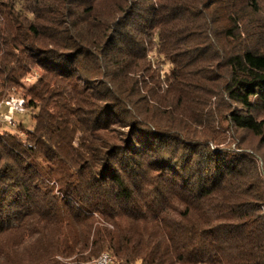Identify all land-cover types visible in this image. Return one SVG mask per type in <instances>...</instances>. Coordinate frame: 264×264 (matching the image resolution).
Wrapping results in <instances>:
<instances>
[{"label": "trees", "instance_id": "obj_1", "mask_svg": "<svg viewBox=\"0 0 264 264\" xmlns=\"http://www.w3.org/2000/svg\"><path fill=\"white\" fill-rule=\"evenodd\" d=\"M12 96L0 264H264V0H0Z\"/></svg>", "mask_w": 264, "mask_h": 264}, {"label": "built area", "instance_id": "obj_2", "mask_svg": "<svg viewBox=\"0 0 264 264\" xmlns=\"http://www.w3.org/2000/svg\"><path fill=\"white\" fill-rule=\"evenodd\" d=\"M5 107L6 112L5 113H0V122L6 123L9 127H15V122L12 119L13 113H21L23 114L24 108L22 106V101L21 103L18 102L16 103H11L8 100H5L3 102H0V107ZM98 264H111L109 263V259L107 256L101 255V258L98 259Z\"/></svg>", "mask_w": 264, "mask_h": 264}, {"label": "rangeland", "instance_id": "obj_3", "mask_svg": "<svg viewBox=\"0 0 264 264\" xmlns=\"http://www.w3.org/2000/svg\"><path fill=\"white\" fill-rule=\"evenodd\" d=\"M166 69V68H165ZM8 101L11 103V105H12V103H18V102H20L21 103V101H22V106H23V108H25V102H24V100L21 98V97H19V96H12L10 99H8ZM6 112V108L5 107H0V113H5ZM12 119H13V121L15 122V127L19 124V123H21L22 124V126L24 127V128H26V129H31L32 128V126H33V120H32V118L30 117V114L29 113H27L26 112V110L24 109V112H23V114H19V113H13V115H12ZM4 125H5V127H4V129H6V130H13V129H15V127H9L8 125H6L5 123H4ZM102 254V253H101ZM97 259V258H96Z\"/></svg>", "mask_w": 264, "mask_h": 264}, {"label": "bare ground", "instance_id": "obj_4", "mask_svg": "<svg viewBox=\"0 0 264 264\" xmlns=\"http://www.w3.org/2000/svg\"><path fill=\"white\" fill-rule=\"evenodd\" d=\"M101 255L107 256V258L109 259V263H111L110 257L107 254L102 253ZM101 255L95 260L94 264H98V259L101 258Z\"/></svg>", "mask_w": 264, "mask_h": 264}]
</instances>
